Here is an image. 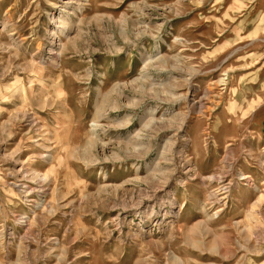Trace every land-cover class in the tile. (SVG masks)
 Returning <instances> with one entry per match:
<instances>
[{"label":"rangeland","instance_id":"obj_1","mask_svg":"<svg viewBox=\"0 0 264 264\" xmlns=\"http://www.w3.org/2000/svg\"><path fill=\"white\" fill-rule=\"evenodd\" d=\"M0 264H264V0H0Z\"/></svg>","mask_w":264,"mask_h":264},{"label":"bare ground","instance_id":"obj_2","mask_svg":"<svg viewBox=\"0 0 264 264\" xmlns=\"http://www.w3.org/2000/svg\"><path fill=\"white\" fill-rule=\"evenodd\" d=\"M161 60H162V59H161ZM161 60H160V62H161ZM156 62H157V61H156ZM158 63H159V61H158ZM145 65H146V64H145ZM24 117H26V116H24ZM28 119H29V118H28ZM148 125H149V124H148ZM94 126H95V125H94ZM94 129H95V128H93V130H92V131H94Z\"/></svg>","mask_w":264,"mask_h":264}]
</instances>
